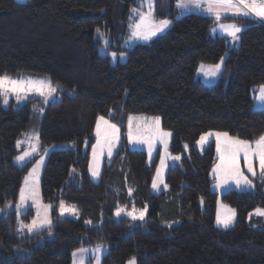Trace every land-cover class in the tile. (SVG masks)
I'll return each instance as SVG.
<instances>
[{
    "label": "trees",
    "instance_id": "16d2710c",
    "mask_svg": "<svg viewBox=\"0 0 264 264\" xmlns=\"http://www.w3.org/2000/svg\"><path fill=\"white\" fill-rule=\"evenodd\" d=\"M175 2L155 1V18L171 19L164 33L125 49L126 14L137 0H0V74H46L60 96L45 107L40 147L72 143L51 150L42 168L40 192L52 205L50 226L16 238L15 211L0 214V264H72L75 250L98 245L106 247L101 264H127L132 257L136 264H264V217H247L264 208V189L222 193L237 218L231 227L217 228L208 173L214 144L202 153L194 146L205 131L247 140L264 134V109L251 106L253 89L264 85V21L177 15ZM222 21L242 26L238 47L210 34ZM97 29L108 34L110 50H126V60L112 63L99 53ZM221 57L222 74L212 85L194 77L199 63ZM37 100L0 107V205L16 202L35 159L18 165L13 157ZM136 113L159 116L171 132V151L181 155L165 174L168 189L158 194L150 193L153 165L145 152L124 144L99 179L89 174L97 116L119 124L124 142L125 118ZM61 201L74 205L77 216L60 217ZM118 206L146 207L147 214L143 220L116 218Z\"/></svg>",
    "mask_w": 264,
    "mask_h": 264
},
{
    "label": "snow or ice",
    "instance_id": "6c2138e0",
    "mask_svg": "<svg viewBox=\"0 0 264 264\" xmlns=\"http://www.w3.org/2000/svg\"><path fill=\"white\" fill-rule=\"evenodd\" d=\"M141 3L147 4V11H141L140 9H133L132 12L138 16V19L130 25L131 35L129 40H151L152 37L158 33H162L171 24L168 19L157 20L154 15L153 0H141ZM195 6L197 8H203L210 15L214 16L216 21H220L221 18L228 13L233 16L243 17H255L264 21V0H177L178 8H187ZM131 19V17H130ZM226 35L230 36L233 41L239 40V33L243 30L242 26L236 23L230 24H218ZM216 29L214 28L213 31ZM99 32V29H97ZM117 54L112 53L115 57ZM123 56V53L120 54ZM221 57V63L214 65H200V71L204 72L206 76H216L220 72L223 62ZM57 89L52 86L49 79H34V78H13L7 74L0 75V96L3 97V102L8 103L9 96L13 95L16 101L19 103L23 100H27L31 94H38L45 98L52 96ZM259 99L264 101V85H260ZM134 121L136 123L134 127ZM128 138L131 143H144L148 145L149 155L153 151L154 145L157 141L162 143L165 148V154L161 155V163L157 168L156 177L153 178L152 187L154 189L159 188L163 183L162 173L164 167H166V157L170 154L167 153L168 137L171 136L170 132L164 131L160 126V117H144V116H129L128 117ZM96 136L97 143L92 145V162L89 164V170L93 176L99 175V161L103 156L105 148H107L108 155L111 156L112 149L116 146V142L119 140L120 129L116 124L104 118V116H98L96 121ZM211 137L215 138L216 152L218 154V163L213 167V174L218 180V186L229 185L234 183L237 187L252 186V181L245 175L244 169L241 167V159L246 165L247 172L255 176L256 168L254 161L259 162V172L261 176H264V134L259 135L255 140L241 139L238 136H232L228 132L209 131L201 135L197 141L198 144L204 145L209 142ZM38 140V135L36 136ZM18 145L20 141L17 142ZM187 148V145H185ZM36 151V147L33 146L30 151L23 152L22 155L16 157L17 161H24L27 157L31 156ZM173 160H179V156H171ZM43 162V157L37 162V165L29 172L25 177L24 186L20 189V203L16 206L17 213L21 207L31 200L34 205L37 206V216L33 218L31 223L25 224L21 222V229L26 228L29 232L42 228L45 225L50 226L52 221L48 215L51 205L42 204L39 197L38 189V168ZM167 187V185H164ZM131 192V189L129 190ZM223 211H217V224L223 227H228L232 224L235 218V209L230 208L227 205H222ZM147 208L139 211L133 209L127 214L132 219H144V215ZM41 211L43 216H41ZM125 211L123 208H117L116 215L119 216L121 212ZM72 213L76 215L78 210L73 206H66L64 201L60 202V213ZM254 214L264 216V209L257 208L254 210ZM253 213H250L251 217ZM90 223V221H89ZM49 231H51L49 227ZM87 249H78L77 252L81 254L79 261L73 260V264H83L82 254L87 252ZM95 253L101 251V246L98 245L94 250ZM77 253H73L76 257ZM97 264H99V256H97ZM128 264H136V258L132 257L128 261Z\"/></svg>",
    "mask_w": 264,
    "mask_h": 264
},
{
    "label": "rangeland",
    "instance_id": "374dc122",
    "mask_svg": "<svg viewBox=\"0 0 264 264\" xmlns=\"http://www.w3.org/2000/svg\"><path fill=\"white\" fill-rule=\"evenodd\" d=\"M16 1L19 2V1H24V0H16ZM155 1L156 0H153V5L155 4ZM137 3H138V6L131 5V7H129V10H128L127 14H126V20L128 21V29H127V32L124 33V36L122 37V41L120 42L121 46L123 48H125V49L126 48H131V47H133V45H136V44H144L145 42H148V41L140 40V39H133V40H129L128 39V37L131 35L130 25L133 24L138 19V16H136L132 12V10L135 8V9H140L141 11H147V4L146 3L142 4L141 0H137ZM167 9L168 8L165 5L163 10L165 11ZM154 10H155V8H154ZM130 17H131V19H130ZM156 19L157 20L168 19V20L171 21V19L167 18V17H165V18H156ZM212 28H215V26H211V30H212ZM216 28H219L218 25H216ZM166 29L162 33H164L166 31ZM217 30H219V32H223L221 29H217ZM162 33H158V34H162ZM98 34L99 35H97V36L100 38V47L98 48L99 53L108 54L110 56V62H112V63H116L118 61L123 62L124 60L127 59L126 50L122 49V51H113L112 49L110 50L108 48V46L110 44L109 43L108 34H105V32H103L102 29H99ZM154 37H152V38H154ZM226 38H228L230 48L234 49V47H238L239 46L240 42H238V41L240 39L237 40V41H233L230 36H228ZM113 52H115L117 54L115 57L112 56ZM121 53H123V56L120 55ZM217 63H221V59ZM217 63H212V64H208V63H204V62L199 63L195 67L194 77L197 78V79L198 78L201 79V82H203L204 84L212 85L222 74L223 62H222V67H221L220 72L217 73V75L214 76V77L206 76L204 74V72L200 71L199 69H200V65L201 64H204V65L207 66V65H214V64H217ZM0 75H4V74H0ZM7 75L10 76V77H13V78H21V77L29 78V77H31V78H34V79H49V77L46 74L45 75L44 74H38V73H35V72L31 73V72H26V71H23V70L20 71V72L14 73V74H7ZM51 83H52V81H51ZM52 86L57 89L55 84L52 83ZM258 87H255L253 89L252 102H251L252 105L251 106L254 109H257L259 107H260V109H264V103H261V100L259 99V97L257 98V93L255 92L256 89H258ZM59 96L60 95H59V92L57 90L56 92H54L52 94V96L47 98V101H45V98L43 96H40L38 94H31L27 100H23V101L18 103L16 101L15 97L13 95H10L7 104H5L3 102V97L0 96V107L1 106L2 107H7V106L18 107V106L24 104V102L28 101L31 98H35V97L39 98V100L35 101V110L32 113V115H31V117H30V119H29V121L27 123V127H25L24 131L20 134L19 139L17 140V142L20 141L19 145H18V143H16L17 148H19V149H18V152L13 157V159H14V162L16 164L23 165L26 162H28V161L32 160L33 158H35L34 161L29 165V167L27 169V173L23 177V181L25 182V177L28 176L29 172L33 169V167L35 165H37V162L40 161L41 157H43V162L40 164L37 174H38V189H39L40 201H41L42 204H45V205H50V204L46 203V202H44L42 200V195H41V192H40V182H41L40 179H41L42 172H43L42 168H43V166H44V164H45V162L47 160V156H48L49 152L51 150H53V149L67 148V147H70V145H72L71 142H59V143L50 144L48 146V148H46V149H41V147H40V136H39L40 126H41L40 123H41L42 117L45 114L44 113L45 107H46V105L49 102L56 101L57 99H59ZM130 115L131 116H144V117H155L156 116V115H144V114H137V113L136 114H128L126 116V118H125L126 123H125V129H124V133H125L124 142L121 139L123 133L121 132L120 125L117 124L116 122L111 121V123L116 124L117 127L120 129L119 140H118V142H116V146L112 149L111 156L108 155L107 148H105L104 154L100 158V161H99V175L98 176H93L91 171L89 170L90 177L93 180L94 179L95 180L99 179L100 173H101L102 168H103L102 166L105 163H109L111 158H112V156H113V154L115 153V151L119 148L120 145L124 144L126 146V148H128L130 150H137V151L138 150H142V151L145 152V154L147 155V163L149 165L150 164L153 165V173H152L153 177H152V180H151V184L149 186L150 187V193L152 192L153 194H158V193L162 192L163 190H167L168 189V187L164 186V185H167L166 184V180H165V177H166L165 174L167 173V171H168V169L170 167L176 165L180 161V159L179 160H173L170 157L171 156H179L181 158V155L177 154V153H173L171 151V142H170L171 141V136L168 137L167 153H169L170 156L166 157V167H164L163 173H162L163 183L160 184L159 188L154 189L152 187L153 178L156 177L157 168L160 166V163H161V155L165 154V148H164V145L162 143L157 141L155 143V145H154L153 151H152L151 156H150L147 144H144V143H131L129 141V138H128V135H127V133H128V117ZM99 116H102V115H99ZM104 118L109 120L105 116H104ZM96 121H97V118L95 119V124H94L93 130H92L93 142L90 144L91 146H90V149H89V152H88V156H89L88 167H89V164L92 162V145L97 143ZM136 123H138V122L134 121V127H135ZM160 126H161V128L164 131L170 132L169 130H166V129H164L162 127L161 120H160ZM216 131H220V130H215L213 132H216ZM205 132H209V131H205ZM220 132H225V131H220ZM202 134H200L199 137L195 140V142H194L195 148L202 153L203 150L205 149L206 145L209 142H213L214 151L216 153V159H215L214 163L212 164V166L210 167L209 172H208L210 174V177L212 178V182L210 184L211 185L210 189H211L212 192L216 193V196H217L216 199H215V214H214L215 220H214V224L219 229L220 228H222V229L228 228V227H231L232 224H234V222L236 221L237 217H236V214H235V218H234L232 224L229 225L228 227H223L222 225H218L217 224V211H218V209L223 211L222 205L229 206L225 201L222 200V198H221L222 195L221 194L229 191V189H235L237 191H241V190L252 191V190H255L258 186H260V187H262L264 189V176L260 175L259 162L258 161H254L257 174L255 176H253L251 173L247 172L246 165L244 164V161L241 159V167H242V169H244L245 175L248 176V178L252 181V186L251 187H247V186L237 187L234 183H230L229 185H226V186H224V185L218 186V180H217L216 176L213 174V167H214V165L216 163H218V154L216 152L215 138L211 137L209 139L208 143H205L204 145H200V144L197 143V141L200 139ZM37 135L39 137L38 140L36 139ZM185 145L186 144H184V150L187 149V148H185ZM33 146L36 147V151L33 152L31 156L27 157L24 161H17L16 160L17 156L22 155L23 152H25V151H30ZM24 182H23V184H21V187L24 186ZM21 187H20V189H21ZM20 189H19V192H18L19 195L17 197L16 202H14V203L8 202V203H6L4 205H0V214H2V213L6 214L9 210H14L15 211V215L17 216L16 219H15V223H14L15 224L14 227H15V237L16 238H19V237H21L23 235H29L30 233H33V232H36V231H41V229H44V228L48 227V225H45L44 227L36 229V230H34L32 232H29L26 228L21 229V227H20L21 222H23L25 224L31 223L33 218H35L37 216V206L34 205L31 200H29V201H27V203H25L21 207V209L19 211V214H18L16 206L20 203ZM66 206H68V205H66ZM118 207L125 209V211L121 212V214L119 216H125V217H127L129 219L130 218L132 219V217L127 214L128 212H131L133 209H135L137 211V213H139V211L145 209V207H141L139 209H137L135 207L134 208L133 207L126 208V207H123V206H118ZM229 207L234 209V207L231 206V205ZM117 208L114 210L115 211L114 212V217H116V218H118V216L116 215ZM257 208L264 209L263 207H256L252 211L247 213V217L250 218V216H249L250 213H253V215H256V214H254V210L257 209ZM50 211H51V208L48 211V215H49V217H50V219L52 221V217H51ZM146 212H147V210H146ZM146 212H145L144 217L147 214ZM58 213H60V209H59ZM41 216H43V212L42 211H41ZM62 216L74 217V216H77V214L73 215L72 213H67L66 212L63 215H61V213H60V217H62ZM256 216H260V215H256ZM262 217H264V216H262ZM137 220H140V219H137ZM95 248L96 247L83 248V249H87L88 250L87 252L82 254L83 264H97V256H99V264H101V259L103 257L102 255L105 253L106 247L105 246H101V251L99 253H95L93 251ZM79 249H82V248H79ZM77 250L74 252V253H77L76 257H74L72 255V258H73V260L76 259L77 261H79V259L81 258V254L78 253ZM72 264H73V262H72ZM127 264H128V262H127Z\"/></svg>",
    "mask_w": 264,
    "mask_h": 264
},
{
    "label": "crops",
    "instance_id": "0c3cea01",
    "mask_svg": "<svg viewBox=\"0 0 264 264\" xmlns=\"http://www.w3.org/2000/svg\"><path fill=\"white\" fill-rule=\"evenodd\" d=\"M174 7H176V10H177V15H182V14H188V13H197V14H199V13H201V14H204V15H207V16H212V15H210L206 10H204L203 8H197V7H195V6H191V5H189V7H187V8H178L177 7V0H176V2H175V5H174ZM224 16H232L233 17V15L231 14V13H228V14H225ZM223 16V17H224ZM214 17V16H213ZM240 17H243V16H240ZM250 18H253V19H256V20H258V21H260V22H263L262 20H259V19H257V18H255V17H250ZM219 23H223V24H230V23H235V22H225V21H222V22H217V24L215 23L213 26H215V31H213V29L214 28H212V30H210V34L211 35H217V36H224V37H228V35H226V33H224V32H219V30H217V29H219V28H216V25H218ZM239 35H240V33H239ZM240 39V38H239ZM240 41V40H239ZM238 41V42H239ZM199 79V78H198ZM200 81H201V79H199ZM259 89H260V86L258 87V89H256V93H257V98L260 96V91H259ZM261 103H264V101H261ZM260 108V107H259ZM259 108H257V109H259ZM76 251V250H75ZM73 262V261H72Z\"/></svg>",
    "mask_w": 264,
    "mask_h": 264
}]
</instances>
